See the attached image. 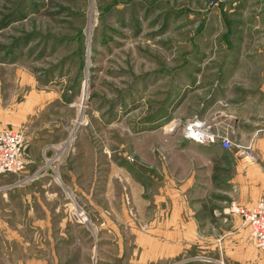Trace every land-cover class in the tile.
<instances>
[{
    "label": "rangeland",
    "instance_id": "obj_1",
    "mask_svg": "<svg viewBox=\"0 0 264 264\" xmlns=\"http://www.w3.org/2000/svg\"><path fill=\"white\" fill-rule=\"evenodd\" d=\"M195 119L231 149L193 146ZM0 128L28 159L0 176V264H264L237 212L264 193V0H0ZM182 222L200 242L145 262L134 232Z\"/></svg>",
    "mask_w": 264,
    "mask_h": 264
},
{
    "label": "built area",
    "instance_id": "obj_2",
    "mask_svg": "<svg viewBox=\"0 0 264 264\" xmlns=\"http://www.w3.org/2000/svg\"><path fill=\"white\" fill-rule=\"evenodd\" d=\"M185 138L197 144L217 143L223 151L231 149L232 141L222 133L216 125H212L203 119H195L183 126ZM25 136L24 133L14 129L0 128V176L8 174H18L24 170L28 164L25 155ZM242 152L251 160H255L251 145L241 148ZM259 201L249 208L238 209L237 212L243 217L244 226L249 229L250 240L259 254L264 256V193ZM233 204L232 212L236 209ZM76 221L82 224L88 223L85 212L76 207L73 212Z\"/></svg>",
    "mask_w": 264,
    "mask_h": 264
},
{
    "label": "crops",
    "instance_id": "obj_3",
    "mask_svg": "<svg viewBox=\"0 0 264 264\" xmlns=\"http://www.w3.org/2000/svg\"><path fill=\"white\" fill-rule=\"evenodd\" d=\"M173 124L175 125L176 123L175 122H170L167 125L171 126ZM167 127L168 126H166V128ZM195 145L199 146L201 144L200 143L199 144H193V146H195ZM218 147L220 148V146H218ZM94 165H96V163ZM166 166H167L168 171L170 173H168V174L165 173V177L171 176L172 178L178 179V177H180V176H184V175L185 176H190V175L196 174V171L192 168L193 166L195 167L194 160L178 161V160L171 159L169 162H167ZM189 167H191V168L189 169ZM162 168L163 167L161 166V169ZM92 170H93V168H92ZM94 170H96V172H97V170H98L97 167H94ZM164 170H165V168H163V171ZM48 219H49L48 217H43L41 219V221H39L38 219H34V217H33V218H30L29 221H30V223L38 226L39 224H41V225L42 224H50L51 222ZM26 221H28V220H26ZM1 223L2 222L0 221V224ZM186 224H190V225H186ZM186 224L184 225L183 222H182V224L180 226H178V227H176V226L174 227V226H170V225L166 226L167 227V231H169V232L173 231L174 236H170V237L164 236V239H163V237H160V236L156 235L157 233L158 234H162V232H164L163 228H162V226L160 224H158V225L155 224L154 225V223H153V226L150 225V227L148 228V230H149L148 232L138 233L137 231H135L134 233L137 234V235L138 234L144 235L143 238L146 241V244L143 247V250L145 251L144 261L146 262V260H151V259H146V256H147V252L148 251L150 252V254L153 253V251H152L153 250L152 243H156L154 248L158 247L159 249H170L171 247H182L184 245L183 241L188 236V234L185 235L184 232H186L188 230L191 231V233L194 236V239L197 240V242H200L199 239H202L203 237H201L199 234H195L197 231L201 230L199 223L187 222ZM243 224H244V221H243ZM239 226H241V225L238 224L237 227L240 228ZM114 232H115V230H114ZM234 233H231L229 235L232 236V235H234ZM15 238H16V236H15ZM189 238L192 239V236H189ZM209 239L213 240V242L215 241V237L214 236H210ZM20 241H22V240H20ZM253 247H254V245H253ZM34 253L38 254L37 252H34ZM33 258L34 259L31 262L29 261L27 264H44V263H41L39 258H37V257L35 258L34 255H33ZM22 264H25V263H22Z\"/></svg>",
    "mask_w": 264,
    "mask_h": 264
},
{
    "label": "bare ground",
    "instance_id": "obj_4",
    "mask_svg": "<svg viewBox=\"0 0 264 264\" xmlns=\"http://www.w3.org/2000/svg\"><path fill=\"white\" fill-rule=\"evenodd\" d=\"M86 83H87V82H86ZM84 88H85V87H84ZM173 125H174V124H173ZM173 125L168 126L166 130H171V129L175 128Z\"/></svg>",
    "mask_w": 264,
    "mask_h": 264
}]
</instances>
